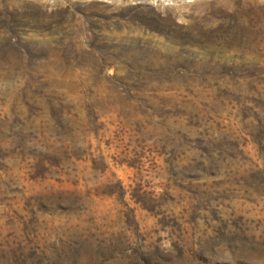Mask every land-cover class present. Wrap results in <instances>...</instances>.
Masks as SVG:
<instances>
[{
    "label": "rangeland",
    "instance_id": "obj_1",
    "mask_svg": "<svg viewBox=\"0 0 264 264\" xmlns=\"http://www.w3.org/2000/svg\"><path fill=\"white\" fill-rule=\"evenodd\" d=\"M0 264H264V0H0Z\"/></svg>",
    "mask_w": 264,
    "mask_h": 264
}]
</instances>
